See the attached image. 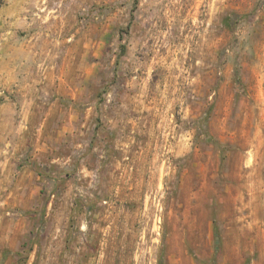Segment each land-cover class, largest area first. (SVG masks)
I'll return each instance as SVG.
<instances>
[{
	"label": "rangeland",
	"instance_id": "1",
	"mask_svg": "<svg viewBox=\"0 0 264 264\" xmlns=\"http://www.w3.org/2000/svg\"><path fill=\"white\" fill-rule=\"evenodd\" d=\"M0 264H264V0H0Z\"/></svg>",
	"mask_w": 264,
	"mask_h": 264
}]
</instances>
